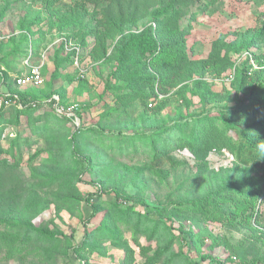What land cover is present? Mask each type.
<instances>
[{
  "label": "rangeland",
  "instance_id": "1",
  "mask_svg": "<svg viewBox=\"0 0 264 264\" xmlns=\"http://www.w3.org/2000/svg\"><path fill=\"white\" fill-rule=\"evenodd\" d=\"M170 1L174 0H59L43 6L0 0V65L6 89L39 103L58 97L61 105L77 108L81 122L111 131L153 126L151 118L142 126V113L168 122L180 114L233 107L238 97L242 99L237 71L248 56L264 60V0H219L192 17L169 16L158 24L151 12ZM181 25L186 28L181 30ZM146 30L158 43L182 41L186 62L172 61L170 53L150 62L131 55L117 71L120 38ZM247 41L251 45L240 49ZM73 47L79 49L83 78L72 68ZM30 50L32 64L42 61L44 81L19 89L12 76L23 71L21 64ZM232 71L234 78L224 82ZM256 77H251L253 85ZM115 109H123L116 119L109 112ZM46 111L41 108L30 116L5 111L12 125L4 127L1 147L7 149L16 137L27 138L28 144L14 159L2 156L18 166L0 177V211L16 215L28 191L46 182L49 189L37 190L42 203L33 224L60 231L70 243L54 250L34 243L28 256L0 264H264V224L226 218L209 210L208 203L203 204L211 215L207 217L177 208L178 203L203 201L230 182L258 174L257 165L234 161L227 141L208 153L181 145L164 149L179 164L154 167L143 159L110 163L99 158L97 144L82 140L81 152L93 163L85 164L83 173L69 154L73 126L56 130L60 120L53 112L46 116ZM256 116L263 119L264 112ZM253 118L240 120L241 126ZM44 120L55 126L40 133ZM115 201L134 205L136 211L147 207L151 217L159 219L156 230L138 231L134 220L126 224L112 206ZM92 205L101 210L93 217ZM243 207L237 203L234 214ZM260 211L264 214V206Z\"/></svg>",
  "mask_w": 264,
  "mask_h": 264
},
{
  "label": "trees",
  "instance_id": "2",
  "mask_svg": "<svg viewBox=\"0 0 264 264\" xmlns=\"http://www.w3.org/2000/svg\"><path fill=\"white\" fill-rule=\"evenodd\" d=\"M218 1L174 0L160 8L154 9L151 12V16L158 24L160 20L164 21L169 16L181 19L186 15L192 17L199 12L215 7ZM49 3L52 2H45L42 5L47 6ZM185 28L186 26H180L181 30ZM250 45L251 42L247 41L239 48L246 49ZM182 46L183 42L180 40L173 42L171 45L158 43L148 30L136 36L121 37L117 47L116 70L118 71L121 66L125 65L131 55L139 56L146 62H150L165 53H170L172 61L182 63L181 60H184L186 62L187 57L182 52ZM258 62L260 63L261 61ZM56 67H59V64ZM248 70L249 63L246 60L242 68L237 71L238 89L239 94H242V99H238V97L233 107L219 108L214 111L204 110L186 116L180 114L174 119L169 118L168 122L167 120L159 121L151 113H142L139 116V119L143 122L142 126L146 125L148 118H151L155 124L148 129L141 126L142 128H136L131 132L119 129L111 131L99 126H88L81 122L78 115L76 117L80 123L76 125L72 118L55 113L53 109L54 100L52 98L49 102L39 103L11 92L12 95L17 97L21 108L13 106L0 108V136H2L5 126L12 125L11 120L4 115L5 111H13L16 116H30L32 112L41 108L49 109L45 115L47 116L53 112L60 120L56 124V130H66L65 125L67 124L73 126L69 154L75 158V164L83 173L86 171V165L91 167L93 163L90 158L85 157L81 152V146H79L80 143L78 142L82 140H91L97 144L101 149L99 158L109 159L110 163L121 161L123 158H129L132 161L143 159L154 167H158L161 164L170 166L179 164L165 155L163 153L164 149H172L173 146L181 145L188 149H199V151L208 153L217 143H225L227 141L228 144L225 143V145L232 150L234 161L242 166L257 165L259 167L258 174L236 182H230L224 185L223 188L207 195L203 201L178 203L177 208L181 211L192 212L196 216L207 217L211 215L207 214L208 209H204L203 204L208 203L209 206L211 205L209 210L210 208L211 210H216L226 218L240 220L243 223L253 222L263 225L264 214L261 213L260 208L264 206V118L260 119L257 116L253 118V116L259 112H264V78H260V74H263L264 70L256 71L251 75H248ZM255 75L258 76L255 78L257 83L253 85L251 77ZM122 111L123 109H115L109 112L116 119L122 116ZM109 112L107 113L108 115ZM251 117L253 119H251L249 125H243L242 127L241 124L243 122L240 120L250 119ZM103 120H107L106 115L102 117ZM16 122H18V119H16ZM16 124L19 125V123ZM52 126L55 125H51L48 120H44L38 130L43 133L51 130ZM229 132H233L234 136H231ZM26 144H28L27 138L20 140L16 137L7 149L0 145V177L18 166L17 162L14 161L11 164L5 157H2L3 154H8L14 159L15 153ZM42 188L49 189L50 184L43 182L38 188L33 187L30 189L26 198L19 201L21 208L17 210L18 215L16 213V215L4 214L0 211V262L6 263L16 256H28L34 243L39 242L48 245L53 250L60 248L65 241L67 244L70 243L60 231L50 229L47 226H35L33 224V217L37 214L40 203H42L37 190ZM116 202L112 206L115 207L119 217L126 224L134 220L135 228L138 231L156 230L159 219L151 217L147 207L142 205V209L136 211L134 205ZM237 203L244 204V207L238 214H234V206ZM92 210L91 217L101 212L99 205H92ZM84 234V240H88L89 231L85 230ZM151 236L152 233L148 235V238L151 239ZM202 260L211 262L209 258H202ZM188 264L199 263L189 261Z\"/></svg>",
  "mask_w": 264,
  "mask_h": 264
},
{
  "label": "built area",
  "instance_id": "3",
  "mask_svg": "<svg viewBox=\"0 0 264 264\" xmlns=\"http://www.w3.org/2000/svg\"><path fill=\"white\" fill-rule=\"evenodd\" d=\"M33 3L43 4L45 2H56L59 0H28ZM154 26V25H153ZM72 51V68L77 73V78H83L84 76V69L80 65V55L78 47H73L70 49ZM248 56V54H246ZM248 63H249V70L248 75L260 70H264V60L260 63L253 58L248 56ZM32 53L31 50L28 52V55L23 59L21 64L22 72L19 75L12 76V83L16 88H23L27 86H41L43 84V77L41 73L42 69V61L40 64H32ZM5 69L3 66L0 65V108L1 107H10L13 106L15 108H21L20 102L18 101L15 95H12L6 89V82L4 80ZM234 78V71L228 74L225 77L224 82L230 83V81ZM54 100L53 109L55 113L58 115L66 116L72 118L75 124L77 125L78 118L77 115V108L75 106H63L59 102L58 97H52ZM49 102V101H48Z\"/></svg>",
  "mask_w": 264,
  "mask_h": 264
}]
</instances>
